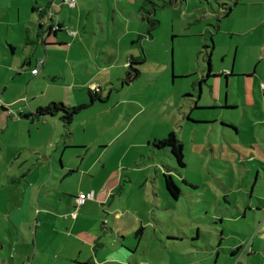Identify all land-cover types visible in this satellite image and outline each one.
Segmentation results:
<instances>
[{"label":"rangeland","instance_id":"1","mask_svg":"<svg viewBox=\"0 0 264 264\" xmlns=\"http://www.w3.org/2000/svg\"><path fill=\"white\" fill-rule=\"evenodd\" d=\"M258 1L240 0L236 5L235 0H80L77 1L79 10L66 4H55L57 9L50 7L54 17L67 16L65 29L69 37L63 30L56 36L53 33L48 36L56 46L47 47L53 51L46 57L47 70L59 78H55L57 83L45 86L44 93L55 97L48 103L74 106L70 104L73 93L82 97V103H88L68 126L72 128L71 140L84 142L87 147H67V154L88 148L87 159H91L107 149L103 158L110 166L119 147H127L125 158L117 163L123 174L121 184L126 188L130 183L136 186L138 180L142 184L129 194L119 193V184L113 205L119 206L120 211L121 206H128L129 214L140 219V211L134 213L139 197L135 194H144L145 242L140 244L136 254L140 264L142 260V264H174V260L175 264H191L189 260L193 264H264V242L260 250L249 253L247 245L256 233L243 232L242 226L248 227L245 223L253 212L247 211L246 217L239 213L245 210L247 203L259 204L256 195L250 197L251 183L256 177L254 171L247 170L248 163L238 161L241 152L232 150L234 145L248 146L251 153H256L252 146L256 141L264 146L261 121L256 119L253 127L243 114V111L252 114L250 103L254 96L264 99V91L254 77L264 79V60L258 59L257 48L251 54L249 46L245 45L249 44L247 37L258 30L245 37L235 34L243 17L252 19L256 15ZM47 11L45 15H49ZM76 14H81L79 29L76 21L74 26L68 22L70 17L76 20ZM150 19L158 21L151 28ZM21 27L22 24L16 25L17 29ZM72 27L77 32L71 30ZM46 32L47 29L44 34ZM63 35L65 39L59 40ZM27 50L32 58H44L46 54L41 43L39 48L31 43ZM258 50L264 52V45ZM20 54L21 48L13 55L15 62L19 61ZM138 57L143 60L130 67L129 61ZM22 63L21 60L18 69L12 71V81L0 68V78L5 81L0 86V103L5 104L1 94L19 97L9 106L12 136L0 149V174L9 166L12 171L7 146L17 152L20 147L28 148L29 143H39L42 139L40 135L33 137L25 113L21 116L17 112L30 111L31 94L38 89L41 91L42 87V83L35 80L36 76L32 78L29 73L31 66L36 67L35 63ZM42 65L37 66L41 74ZM104 66H109L107 71H99ZM134 70L138 75L128 80V74ZM72 72L75 73L74 84L81 85L82 89L66 85L73 81ZM106 80L109 83L104 85ZM99 83L102 89L95 90ZM92 84L91 90L97 91L99 97L94 101L88 93ZM60 97L67 98L64 102ZM5 111L10 116L9 111ZM34 125L41 134L46 127L41 121ZM68 127L65 126L66 133ZM121 129L126 130L124 136L119 133ZM171 131L183 143L184 167L177 165L169 147L154 144ZM22 151L26 153L25 149ZM83 155L80 153L76 158L80 160ZM153 160L162 161L163 170L158 174ZM164 173H169L177 184L178 197H172L166 190ZM146 174L148 178L144 180ZM8 185L3 182L0 192H6ZM254 191L264 195V171L256 180ZM261 202L264 203V197ZM106 206L107 203L103 204ZM102 215L100 223L107 220L109 226L122 231L121 235L131 241L129 237L136 229L132 224L128 227L106 209ZM211 227L219 232L224 228L226 235L222 243L234 248L240 244L241 251L231 255L232 249L217 246L216 239L212 248L211 243L200 245L202 239H210L207 230ZM155 228L156 234L161 235L160 246L151 239ZM198 228L199 239L196 238ZM6 229L8 226L0 213V232L10 239L12 233ZM169 233L178 235L174 237L178 239L168 240Z\"/></svg>","mask_w":264,"mask_h":264},{"label":"crops","instance_id":"2","mask_svg":"<svg viewBox=\"0 0 264 264\" xmlns=\"http://www.w3.org/2000/svg\"><path fill=\"white\" fill-rule=\"evenodd\" d=\"M63 1L0 0V68L7 73L6 76L12 81V71L18 69V64L21 60L28 65H32L34 62L35 66H38L37 58H32L27 50L29 44L35 43L36 48H39L41 43L44 45L46 52L45 57H42L44 59L42 74L39 73L40 71L37 74H32L31 70L35 67L31 66L30 75L32 78L36 76L35 80L42 83V87L40 88L41 91L38 89L31 94L30 111L24 112L23 110V114H33L38 106H43L50 100H55L54 96H47L44 93L45 86L50 83H57L56 80L48 78L52 75L48 73V59L46 60V57L50 55L48 52L53 51L51 49L48 50L47 47L56 46L55 42H53L55 45L51 43V38H48V36L51 33L54 36L59 34L58 31L60 30H50L52 24H61L63 27L61 30L69 37L65 29L67 16L58 17L55 15L54 17L51 14V19L49 20L46 15L40 14L37 8L52 7L55 4L64 5L62 4ZM77 1L80 2V0H76L75 6L70 8H78L79 10ZM239 1L235 0V4H239ZM258 2L260 6L259 10H256V15L252 19L243 17L240 27L235 30V34L239 37H245L249 33L258 30L247 37L249 44L245 45L249 46V53L251 54L257 48L258 59L263 61L264 52H259L258 47L264 45V0H259ZM57 8L58 6H55V9ZM54 12L57 14L56 11ZM76 15V20L70 17L68 22L71 26H74L76 21L79 29L82 25L81 14ZM18 24H22L20 29L16 28ZM46 29L47 32L44 34ZM71 30L77 32L74 27ZM17 32L25 35L17 34ZM64 39V35L59 37L61 41ZM255 42L257 45L254 44ZM19 48H21L22 54L18 56L19 61L15 62L13 60L15 56L13 55ZM260 56L263 57L260 58ZM108 67H101L99 71L105 72ZM254 77L258 86L264 80H259L257 75ZM108 79L111 80L110 75H108ZM71 80L73 81L70 84H66L68 87L74 89L73 86H79V89H82L81 85L74 84L75 73L73 72ZM3 83L5 81L0 78V86ZM107 83H109L108 80H106L104 85ZM93 87L92 84V87L89 88L92 89ZM98 87L101 90L102 84L99 83L94 89L97 90ZM254 97V100L250 103V106L253 107L252 114L248 111H243V114L253 127H255L256 119L260 120L261 125L264 127V99ZM18 98L1 94V100L5 104L3 103L4 108H2V103H0V149L5 147L8 137L12 136L13 121L9 106ZM59 99L65 100L62 97ZM219 99L217 97V100ZM70 100L72 105L84 102L82 97L76 96L75 93L72 94ZM233 105L236 106L237 104L233 103ZM5 110L9 111L10 116L5 113ZM53 117L55 116L47 115L42 117L33 115L29 118L26 117L25 120L32 127L33 137L38 138V135L41 136L42 139L39 143H29L28 148L20 147L17 152L7 146L9 149L8 154L11 158L9 161L13 164V167L11 171L9 169L10 166H7L8 168L0 174V186H2L3 182L9 184L6 187V192H0V201L3 200L0 205H4V208L0 209V213L8 226V230H6L12 233V237L10 239L5 238L0 232V264H96L97 262L99 264H140L136 254L137 248L140 244H143L145 239L144 230L146 225L143 226V222L146 202L144 201V194H135L139 197L134 213L140 211V219L129 214L128 206H121L122 211H120L119 206L113 205L116 197H118L115 192L116 187L124 181L122 179L123 174L118 169L117 163L125 158L127 147H119L116 153L117 157L114 158L110 166L107 165L108 161H104L103 158L108 151L107 149L100 151L96 157L91 159H87L88 148L81 152H70L67 154L65 148L87 147V144L76 139L71 140L73 135H70L69 131L72 128L68 127V133H66L62 120L59 117ZM39 121L42 122V125H46L42 134L39 132V127L36 128L34 125V123ZM125 132L126 130L122 129L119 131L123 136L126 134ZM67 134L70 136L68 135V137ZM257 143L256 141L255 145H252L256 153H251L248 146L241 148L234 145L232 147V150L235 152L239 151L242 154L237 156L238 161L248 163L246 165L247 170L254 171V176L256 177L251 183L252 192L250 197L256 195L259 204L257 202L247 203L245 210L239 212L242 217L247 216V211L253 212L252 218L245 223L248 227L242 226L245 234L256 233L252 242H249L250 245H247L249 246L247 249L249 253L254 250H260L264 242V206H262L264 203L261 202L264 195L254 191V184L264 171V146L260 143L256 145ZM22 149H25L26 153H23ZM213 150L215 152V147ZM80 153L84 155L78 160L76 157ZM144 153L147 154V152ZM161 162V160L152 161L156 174L163 170L161 169ZM16 167H19V169H16ZM147 178L148 175L146 174L144 180H147ZM11 181L12 185H10ZM137 182L136 186L130 183L128 188L125 187L126 185L121 184L119 193L125 194L127 192L129 194L133 189H138L142 181L138 180ZM88 192H92L93 197L76 207L75 197ZM114 193L115 196L112 197ZM154 195H156L155 192ZM106 203L108 206L103 207V204ZM104 209L112 213L116 219L125 223L128 227L132 224L136 228L131 234L132 237H129L131 241L126 236L121 235L122 231L120 232L113 229V226H109L107 220L100 223ZM73 212L76 213L75 217H72ZM256 212H259V214L257 215ZM140 227L142 228L141 233L136 236L135 232ZM207 231L210 234V239H202L200 245L211 243L212 248L214 246L213 239H216L217 246L229 247L230 250L234 249V246L224 245L221 241L226 235L224 228L221 229V232L212 227ZM154 232L151 239L160 246L162 244L161 235L156 234L157 228L154 229ZM197 233L196 238L199 239V228ZM31 234L33 235L32 239L29 238ZM167 235L168 240L178 239L174 238L178 236L176 234L169 233ZM238 246L240 244L236 245V247ZM131 249L133 252H128ZM212 251H215V249H212ZM208 252H211V249ZM233 254L231 251V255ZM207 255L208 259L209 254ZM189 262L191 264L194 263L191 260ZM142 263H144V260H142Z\"/></svg>","mask_w":264,"mask_h":264},{"label":"trees","instance_id":"3","mask_svg":"<svg viewBox=\"0 0 264 264\" xmlns=\"http://www.w3.org/2000/svg\"><path fill=\"white\" fill-rule=\"evenodd\" d=\"M48 6L47 7H38L37 11L42 14L45 15L43 13L48 12ZM226 13H228V11H226ZM50 11H49V15L46 14V18H48L49 20L51 19L50 16ZM156 23H158V21H156L155 19H150L149 20V25L150 28L153 27L154 25H156ZM56 26V27H55ZM53 31H57V30H61L63 29L61 24H52L50 30ZM51 30V31H52ZM42 58V57H40ZM38 60V59H37ZM143 59L141 57H138L136 59H131L129 61V66L132 67L135 64H138L142 61ZM50 80H56L57 76L52 75L49 76ZM56 78V79H55ZM88 93H89V97L92 101H94L95 99H99L98 97V93L97 91H92L90 88H88ZM88 103H80L78 105H74V106H70L67 107L65 104L61 103V102H50L47 105H43V106H38L34 113H27L24 114V117H32L33 115L35 116H54L57 115L59 117V119L62 120V123L65 126H69L70 123L73 121L74 117L76 116L77 113H79L82 109H84L85 107H87ZM2 108L3 104H2ZM18 113L23 116V109L21 111H18ZM155 145L161 147V146H167L169 147L170 153L172 155V157L175 159L177 165L179 167H184L185 166V161H184V153H183V143L182 141L176 136L174 131L169 132L165 137L163 138H159L156 139V141L154 142ZM164 185L166 190L168 191V193L172 196V197H178L180 190L177 186V184L175 183L174 179L172 178V176L168 173V174H164ZM88 193H92V192H88ZM93 197V194H92ZM76 198V197H75ZM141 227L138 228V230L135 232V235H139L141 233ZM242 249V246H238L235 247L232 252L234 254H238Z\"/></svg>","mask_w":264,"mask_h":264},{"label":"built area","instance_id":"4","mask_svg":"<svg viewBox=\"0 0 264 264\" xmlns=\"http://www.w3.org/2000/svg\"><path fill=\"white\" fill-rule=\"evenodd\" d=\"M75 2L76 0H64L62 2V4H67L69 7H73L75 5ZM50 7H48V10L50 11ZM37 65H42L43 62H44V59L43 58H39L37 61ZM32 74H37L38 73V68L35 67L31 70ZM260 87H261V90L264 91V80L261 81L260 83ZM92 198V193H82L80 194L79 196H77L75 198V202H76V207H79L80 205H82L84 203L85 200L87 199H91ZM76 213L73 212L72 214V217H75Z\"/></svg>","mask_w":264,"mask_h":264},{"label":"water","instance_id":"5","mask_svg":"<svg viewBox=\"0 0 264 264\" xmlns=\"http://www.w3.org/2000/svg\"><path fill=\"white\" fill-rule=\"evenodd\" d=\"M138 75V71H131L128 76H127V79L128 80H131L132 78H135L136 76Z\"/></svg>","mask_w":264,"mask_h":264},{"label":"clouds","instance_id":"6","mask_svg":"<svg viewBox=\"0 0 264 264\" xmlns=\"http://www.w3.org/2000/svg\"><path fill=\"white\" fill-rule=\"evenodd\" d=\"M67 5V4H66ZM68 6V5H67Z\"/></svg>","mask_w":264,"mask_h":264}]
</instances>
